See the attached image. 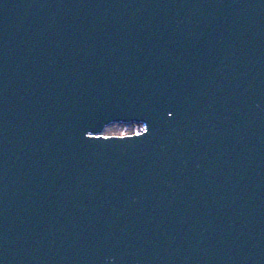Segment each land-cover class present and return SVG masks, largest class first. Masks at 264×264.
Here are the masks:
<instances>
[{
	"label": "water",
	"instance_id": "water-1",
	"mask_svg": "<svg viewBox=\"0 0 264 264\" xmlns=\"http://www.w3.org/2000/svg\"><path fill=\"white\" fill-rule=\"evenodd\" d=\"M0 264H264V0H0Z\"/></svg>",
	"mask_w": 264,
	"mask_h": 264
},
{
	"label": "rangeland",
	"instance_id": "rangeland-1",
	"mask_svg": "<svg viewBox=\"0 0 264 264\" xmlns=\"http://www.w3.org/2000/svg\"><path fill=\"white\" fill-rule=\"evenodd\" d=\"M137 127L133 126H123V125H114L111 126L107 129L108 134H117V135H124V134H129L132 131H137Z\"/></svg>",
	"mask_w": 264,
	"mask_h": 264
},
{
	"label": "bare ground",
	"instance_id": "bare-ground-1",
	"mask_svg": "<svg viewBox=\"0 0 264 264\" xmlns=\"http://www.w3.org/2000/svg\"><path fill=\"white\" fill-rule=\"evenodd\" d=\"M108 134V133H107Z\"/></svg>",
	"mask_w": 264,
	"mask_h": 264
}]
</instances>
